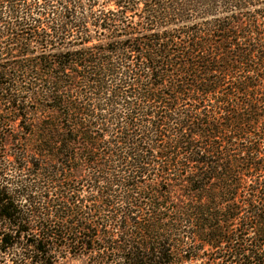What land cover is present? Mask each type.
I'll return each instance as SVG.
<instances>
[{
  "label": "trees",
  "instance_id": "16d2710c",
  "mask_svg": "<svg viewBox=\"0 0 264 264\" xmlns=\"http://www.w3.org/2000/svg\"><path fill=\"white\" fill-rule=\"evenodd\" d=\"M264 264V0H0V264Z\"/></svg>",
  "mask_w": 264,
  "mask_h": 264
},
{
  "label": "rangeland",
  "instance_id": "374dc122",
  "mask_svg": "<svg viewBox=\"0 0 264 264\" xmlns=\"http://www.w3.org/2000/svg\"><path fill=\"white\" fill-rule=\"evenodd\" d=\"M80 262L79 261H72V260H70L69 262H68V264H79Z\"/></svg>",
  "mask_w": 264,
  "mask_h": 264
}]
</instances>
